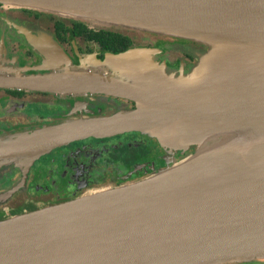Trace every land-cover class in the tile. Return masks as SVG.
Returning <instances> with one entry per match:
<instances>
[{"label":"water","instance_id":"obj_1","mask_svg":"<svg viewBox=\"0 0 264 264\" xmlns=\"http://www.w3.org/2000/svg\"><path fill=\"white\" fill-rule=\"evenodd\" d=\"M0 4L207 47L185 73L156 64L152 48L98 59L95 53L79 54L73 44L79 66L71 68L69 56L47 32L26 37L40 59L33 67L8 68L0 54V89L134 104L101 117L75 103L62 120L1 135L0 167L20 168L22 182L38 158L86 138L147 134L166 155L165 167L143 179L0 220V264L264 261V0ZM213 145L223 147L189 160L202 146ZM187 151L175 164L174 155Z\"/></svg>","mask_w":264,"mask_h":264},{"label":"flooded vegetation","instance_id":"obj_2","mask_svg":"<svg viewBox=\"0 0 264 264\" xmlns=\"http://www.w3.org/2000/svg\"><path fill=\"white\" fill-rule=\"evenodd\" d=\"M13 14L20 16L13 17ZM52 16L48 12L0 4V46H2L0 50L5 53L6 57H14L16 61L22 63H25V60L31 61L30 64L25 63L26 66L22 67L37 65L40 59L27 45L26 37H34L38 32H43L31 26L33 22L41 21L48 23L50 29L47 33L51 34ZM70 19L79 21L74 18ZM146 41H143L144 45L151 46ZM72 44L78 53L82 52L85 44L70 40L69 43L60 45L72 60H76L73 57ZM90 46L92 48V44ZM92 53L100 55L96 49H92ZM181 56L186 66H190L192 56L188 53H181ZM8 91L16 90L0 89L2 93L0 97V136L18 134L21 131L19 127H24V124L50 122L51 119L57 117L60 119L63 114H58L57 111L61 109L70 112L75 103L82 105L85 110L93 114L100 113L104 108H109L114 112L134 109V104L129 101L105 96L68 97L64 101H57L58 107L50 109L47 102L32 100L34 96H48L49 94L23 91L21 96L16 97ZM17 111L23 115L14 117L16 116L14 112ZM16 125L19 129L15 127ZM160 150L153 140L137 132H130L101 139L86 138L57 148L55 153L52 150L46 159L39 160V158L33 162L23 182L19 170H12L11 166L0 168L1 180L7 177L12 179L16 174L19 177L10 185H5V180L1 181L0 220L68 202L99 188L118 186L142 179L165 167L166 157ZM91 153H97V155L90 157ZM76 164L81 170L78 167L73 169V166H77ZM16 187L17 189L7 194ZM16 208L18 210L15 212Z\"/></svg>","mask_w":264,"mask_h":264},{"label":"rangeland","instance_id":"obj_3","mask_svg":"<svg viewBox=\"0 0 264 264\" xmlns=\"http://www.w3.org/2000/svg\"><path fill=\"white\" fill-rule=\"evenodd\" d=\"M17 13V12H16ZM12 16V15H11ZM17 16H20L19 14H13V17H17ZM33 22V21H32ZM91 25V24H90ZM31 26H35L37 27L38 29H40V31H43V32H48L49 31V25L46 21H41V22H33V24ZM115 28V27H114ZM115 31L119 32V33H122L124 35H128V36H131V37H134V48H152L154 50H156V53L155 55L153 56V60L156 64H163V66L166 68L167 71L169 72H176V71H179L180 68L182 69V71L185 73L189 68L193 67L196 63H197V59L199 56L203 55L205 56L206 52H207V47L202 44V43H199V42H196V41H193V40H189V39H184V38H177V37H171V36H164V35H159V34H149V33H141V35L139 33H133L132 31H130L129 29H125V28H121V27H116L114 29ZM139 37V38H138ZM138 38V39H137ZM147 40L146 42L149 43L151 46H148L147 44L144 45V42ZM158 41V43L156 42ZM2 48V46H0ZM181 53H188L192 56V62H191V65L190 66H186V62L183 61L181 58ZM0 54H1V57H2V62L1 64L3 65H6V67L8 68H14V67H22V66H26L25 63L27 64H30L31 61L29 60H25L24 62L25 63H22L20 61H16V59L13 57L9 58V57H6L5 53L2 52V50H0ZM96 55V53H95ZM96 57L98 59H102V56L101 57H98L96 55ZM70 60L72 61L71 62V68H73V66L75 68H77L79 66L77 60H72L71 57H69ZM177 59H180L179 61H176ZM29 66V65H28ZM188 68V69H187ZM2 96V93H0V97ZM68 97H64V98H58V97H55V96H34L32 97V100L33 101H42V102H47L48 103V106L51 108H54L55 106L58 107L57 105V101L59 100H65L67 99ZM84 110L85 108L82 107ZM33 110V109H31ZM72 111V110H71ZM71 111L69 112H65L61 109H59L57 111L58 114H63L60 119L57 117L55 119H51L50 122H37V123H34L33 125L31 124H24V127H19V126H15L17 129L21 128V131H19V133H25L26 131H28L29 129H33V130H36L37 128L41 127V126H44V125H47V124H50V123H54V122H57L59 120H62L64 118H66V116L71 113ZM91 112V111H90ZM16 116L14 117H17V116H20V115H23L20 111H17V112H14ZM92 113V112H91ZM114 111H112L111 109L109 108H104L103 110L100 111V113H94V115L96 116H101V117H106V116H111L113 115ZM93 114V113H92ZM13 115V114H12ZM55 117V116H54ZM53 117V118H54ZM16 120V118H14ZM33 119V117H32ZM19 120V119H17ZM53 121V122H51ZM19 127V128H18ZM32 131V130H31ZM18 133V134H19ZM148 139H150L148 137L147 134H140ZM152 140V139H150ZM219 141L222 140L221 138L218 139ZM154 141V140H153ZM154 143L159 146L155 141ZM211 142H209L208 144H210ZM160 149V148H159ZM54 151H57L56 150H53L52 152L55 153ZM162 151V150H161ZM51 152V151H50ZM191 151H187L185 152L183 155H180V153H177L175 154L174 156H177L175 159V164H177L179 161V157L182 158L184 155L190 153ZM50 154V153H49ZM48 153L44 156H41L39 160H42V159H46V157L49 155ZM97 155V153H91L90 154V157H95ZM157 156V155H156ZM165 156V154H164ZM158 157H160V155H158ZM77 165V164H76ZM172 166V165H171ZM4 167H8V166H1L0 168H4ZM75 167H78L77 166H73V169ZM13 169L12 170H16V171H20V168H14L12 167ZM79 168V167H78ZM80 169V168H79ZM77 169V171L79 170ZM81 170V169H80ZM156 172V171H155ZM155 172H152V173H155ZM151 173V174H152ZM149 174V175H151ZM148 175V176H149ZM18 175H14L13 178L11 179V177H7V178H3L2 180H5L6 182L4 183L5 185H10L12 183H14L15 181L18 180ZM0 179V184L2 183V181ZM134 181H137V180H134ZM134 181H131V182H134ZM130 183V182H128ZM114 187V186H113ZM107 188V187H105ZM108 188H112V186L108 187ZM94 192V191H92ZM90 192V193H92ZM89 192L87 194H90ZM87 194H84V195H87ZM39 207V205L37 206ZM36 207V208H37ZM35 208V207H34ZM29 209V208H28ZM18 209L16 208L15 212L17 211ZM253 263V262H252ZM256 263V262H254Z\"/></svg>","mask_w":264,"mask_h":264},{"label":"trees","instance_id":"obj_4","mask_svg":"<svg viewBox=\"0 0 264 264\" xmlns=\"http://www.w3.org/2000/svg\"><path fill=\"white\" fill-rule=\"evenodd\" d=\"M50 14L53 15L52 30L50 34L51 37L59 45L63 43H69L70 40L73 41L77 40V42H81L85 44L84 48L82 49V52L79 51L80 54H91L92 49H96L98 52H100V55L98 57H101L104 53L118 54L134 48L133 44L135 42L134 41L135 38L115 31L114 29L116 27L114 28L113 26L90 25L88 22L80 19H77L79 21H75V20H71L69 17L60 16V15L57 16V14H53V13ZM129 30L132 31L133 33L144 34V32L141 31L132 30V29ZM90 44H92V48H90L91 47ZM8 92L16 97H19L24 93L23 91H8ZM40 94L48 95L46 93H40ZM163 154L165 153L163 152ZM246 264H264V262H256V263L253 262Z\"/></svg>","mask_w":264,"mask_h":264},{"label":"bare ground","instance_id":"obj_5","mask_svg":"<svg viewBox=\"0 0 264 264\" xmlns=\"http://www.w3.org/2000/svg\"><path fill=\"white\" fill-rule=\"evenodd\" d=\"M223 146H219V145H213V146H205V147H201L200 150L197 152V154H195L192 158H189L190 161L193 160H197V159H201L203 158L205 155L213 153L219 149H221ZM232 160V158H228L225 160H222L221 163L222 164H226L229 163Z\"/></svg>","mask_w":264,"mask_h":264},{"label":"crops","instance_id":"obj_6","mask_svg":"<svg viewBox=\"0 0 264 264\" xmlns=\"http://www.w3.org/2000/svg\"><path fill=\"white\" fill-rule=\"evenodd\" d=\"M79 105V104H78ZM80 106H82V105H80ZM83 107V106H82ZM73 108H74V106H73ZM73 108H72V110H73Z\"/></svg>","mask_w":264,"mask_h":264}]
</instances>
